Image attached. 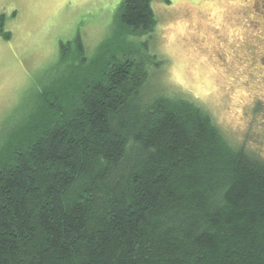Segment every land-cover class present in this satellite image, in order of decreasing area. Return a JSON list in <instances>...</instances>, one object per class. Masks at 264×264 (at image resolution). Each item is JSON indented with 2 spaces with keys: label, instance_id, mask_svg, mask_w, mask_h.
Masks as SVG:
<instances>
[{
  "label": "trees",
  "instance_id": "trees-1",
  "mask_svg": "<svg viewBox=\"0 0 264 264\" xmlns=\"http://www.w3.org/2000/svg\"><path fill=\"white\" fill-rule=\"evenodd\" d=\"M119 22L152 32L151 0H123ZM107 53L48 80L0 142V264H264V158L154 91L151 55Z\"/></svg>",
  "mask_w": 264,
  "mask_h": 264
},
{
  "label": "rangeland",
  "instance_id": "rangeland-1",
  "mask_svg": "<svg viewBox=\"0 0 264 264\" xmlns=\"http://www.w3.org/2000/svg\"><path fill=\"white\" fill-rule=\"evenodd\" d=\"M122 2L0 0L11 32L0 34V142L48 80L94 66L105 45L107 55H151L154 91L194 101L233 145L264 158V0H151L157 24L141 36L122 34Z\"/></svg>",
  "mask_w": 264,
  "mask_h": 264
}]
</instances>
